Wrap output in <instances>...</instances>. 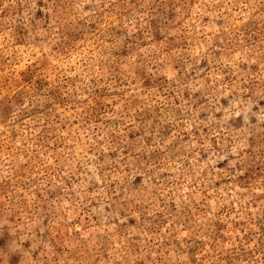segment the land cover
<instances>
[{"label":"rangeland","instance_id":"374dc122","mask_svg":"<svg viewBox=\"0 0 264 264\" xmlns=\"http://www.w3.org/2000/svg\"><path fill=\"white\" fill-rule=\"evenodd\" d=\"M0 264H264V0H0Z\"/></svg>","mask_w":264,"mask_h":264}]
</instances>
